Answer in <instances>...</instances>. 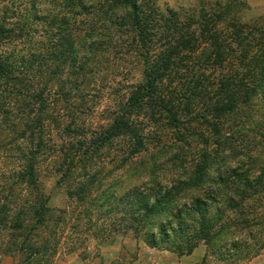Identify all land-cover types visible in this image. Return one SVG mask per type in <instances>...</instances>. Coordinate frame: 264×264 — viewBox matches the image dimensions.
Returning a JSON list of instances; mask_svg holds the SVG:
<instances>
[{
    "label": "trees",
    "instance_id": "1",
    "mask_svg": "<svg viewBox=\"0 0 264 264\" xmlns=\"http://www.w3.org/2000/svg\"><path fill=\"white\" fill-rule=\"evenodd\" d=\"M31 2L0 0V237L15 264H54L70 219L74 241L85 226L178 256L264 247V16L218 1ZM109 53L130 67L97 122L84 91ZM50 158L78 215L47 204Z\"/></svg>",
    "mask_w": 264,
    "mask_h": 264
},
{
    "label": "rangeland",
    "instance_id": "2",
    "mask_svg": "<svg viewBox=\"0 0 264 264\" xmlns=\"http://www.w3.org/2000/svg\"><path fill=\"white\" fill-rule=\"evenodd\" d=\"M15 7H31V0H10ZM37 1V0H36ZM148 3H155L160 8H173L178 11L188 10L189 12L199 9L200 6L208 7L215 1L226 3L231 2V11L238 15L242 20H253L264 16V0H147ZM53 0H43L46 8L51 7ZM55 2V1H54ZM36 3V2H35ZM22 4V5H21ZM42 4V3H41ZM22 6V7H21ZM20 12V11H19ZM20 14V13H19ZM103 63H99L95 80L88 84L84 91L87 95L95 97V103L99 104L95 114V120L101 121L108 116L105 108L111 105L112 100L116 101L117 96L115 90L119 89V81L124 79L123 73L128 71L127 64L114 61L110 64L111 53L103 54ZM135 78H139V71L134 72ZM103 107H100L102 106ZM104 108V109H103ZM54 128V129H53ZM53 134L60 136L61 132L57 126L53 124ZM9 142H14L11 138ZM16 145L10 144L9 151L4 154L2 161L3 166L5 160L11 164L15 162ZM53 159L50 158L40 164L38 182L40 189L48 197V206L54 209L55 213L67 211L73 216L78 215L81 206L75 207V202L70 199L66 193V188L58 182L59 173L52 164ZM71 214V215H72ZM73 220L70 219L63 227V237L58 246V250L54 257V264H264V247L258 251H253L248 256L239 259H224L219 255L212 254L210 249L203 243L199 244L191 254L178 256L167 250L158 249L146 245L142 240L130 238L126 233H113L110 237L109 230L100 233L98 228L95 234H104L106 237H97L94 229L89 232L85 226L79 227V233L86 237L82 240L74 241L77 233H74ZM93 230V231H92ZM97 230V231H96ZM85 232H88L87 235ZM78 233V234H79ZM7 240L0 237V264H15L20 255L9 251ZM136 254V256H135ZM134 259H131L132 256ZM140 259V260H138Z\"/></svg>",
    "mask_w": 264,
    "mask_h": 264
},
{
    "label": "crops",
    "instance_id": "3",
    "mask_svg": "<svg viewBox=\"0 0 264 264\" xmlns=\"http://www.w3.org/2000/svg\"><path fill=\"white\" fill-rule=\"evenodd\" d=\"M138 260H140V259H138ZM137 263H138V264H141V262H139V261H138Z\"/></svg>",
    "mask_w": 264,
    "mask_h": 264
}]
</instances>
